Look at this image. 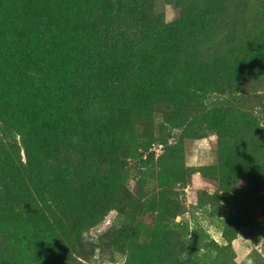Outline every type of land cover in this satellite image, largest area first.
Masks as SVG:
<instances>
[{
    "label": "rangeland",
    "instance_id": "obj_1",
    "mask_svg": "<svg viewBox=\"0 0 264 264\" xmlns=\"http://www.w3.org/2000/svg\"><path fill=\"white\" fill-rule=\"evenodd\" d=\"M256 80L264 0H0V264H264Z\"/></svg>",
    "mask_w": 264,
    "mask_h": 264
},
{
    "label": "trees",
    "instance_id": "obj_2",
    "mask_svg": "<svg viewBox=\"0 0 264 264\" xmlns=\"http://www.w3.org/2000/svg\"><path fill=\"white\" fill-rule=\"evenodd\" d=\"M204 53L207 54L206 49H204ZM264 87V83L261 82V80H256L255 82L250 81H243L241 84V94H240V101H243V103L246 105V108H251L255 105V102L258 101L256 97H254V94L258 92L260 89ZM150 145V142H146L142 145L143 151L146 150V147ZM153 152H148L147 155L143 158L139 159L138 163V173H141L143 169H145L148 164L153 159ZM122 177H125V173Z\"/></svg>",
    "mask_w": 264,
    "mask_h": 264
},
{
    "label": "clouds",
    "instance_id": "obj_3",
    "mask_svg": "<svg viewBox=\"0 0 264 264\" xmlns=\"http://www.w3.org/2000/svg\"><path fill=\"white\" fill-rule=\"evenodd\" d=\"M248 264H252V262H251V261H249V262H248Z\"/></svg>",
    "mask_w": 264,
    "mask_h": 264
}]
</instances>
